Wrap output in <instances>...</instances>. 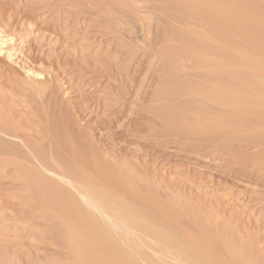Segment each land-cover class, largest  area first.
Masks as SVG:
<instances>
[{
  "label": "rangeland",
  "instance_id": "1",
  "mask_svg": "<svg viewBox=\"0 0 264 264\" xmlns=\"http://www.w3.org/2000/svg\"><path fill=\"white\" fill-rule=\"evenodd\" d=\"M242 1L239 3L246 5V9L248 7L253 14L260 12V15L263 14L261 18L264 19V0ZM86 3L83 6L78 0H0V34L7 37L6 45L13 59H8L7 54L0 56V143L11 144L16 153L10 155L7 153L13 152L0 150V264H66L62 259L65 252L57 238L54 239V231L60 230V226L56 220L55 223L52 221L51 213L29 204L27 197L30 191L26 185L25 168L21 167L25 165L36 173L53 179L60 186L69 188L61 179L43 171L36 160L37 156L45 167L55 172L60 171L58 166L44 161L37 152L39 148L49 154L54 151L51 138L53 131L48 126L52 122L71 128L79 137L82 136L84 139L81 138V141L92 147L102 159L118 166L126 177L136 178L142 190L139 192H143V199L153 197L158 206L153 204L156 214H153L154 210L152 214L158 220L162 219L165 225L168 223L163 220V215L161 217L159 206L167 210L171 203L176 205V214H180L175 221L183 223L182 226L177 223L180 228L185 224V230L191 228L193 232L194 229L195 234L199 232L202 236L204 233H212L202 236L203 240L209 237L208 240L212 244L213 241L221 243V239L222 243H225L224 239L230 238L231 244L237 245H232L234 250L242 249L243 252L237 250L242 259L245 255L249 262L255 258L257 263L254 264H264V169H260L259 173V168L256 167L259 174L257 175L254 165L249 164V169L247 164L248 160L264 158V143L260 144L263 139H253L257 140V143L252 142L249 146H258L251 150L247 143L253 140H242L239 132H234L240 134L238 136L227 132L230 138L225 134L223 139L216 140L219 144L201 143V148L195 142L186 141L182 136L186 119L181 122L183 125L179 122L180 126L177 127V118L182 121L192 114L183 112L182 106L185 107V103L182 104L181 98L176 100V103L175 99L172 102L169 98L171 102L168 99L151 102L149 97L155 89L162 91L159 86L151 84L154 79V62L151 59L156 55L157 49H163L164 46H154L158 42L154 41V44L150 40L158 25H147L153 24L150 21L140 23L138 17L141 13L132 12L131 15H121L118 18L101 8L98 11V6H94V9L91 3H87V7ZM132 15H138V19ZM123 16L127 18L124 19ZM128 19L131 22H128ZM114 21H122L118 23L121 26ZM115 25L119 27L116 28ZM138 27L142 29L139 31ZM251 35L248 33L246 38L242 37L243 40H240V51L244 55L250 52V45L247 46L250 44ZM261 39L260 45L264 46L261 44L264 43L263 37ZM143 45L146 48H143ZM137 48H140L142 53L137 51ZM29 69L43 73V76L36 78L31 73L27 75ZM243 73H240V76L245 77L246 74ZM248 77L247 75L244 80L240 78L242 81H239L243 82L249 79ZM255 78V81L259 79L257 76L252 77ZM44 87L47 89L42 92ZM252 121L256 120L252 119L249 123H253ZM165 124L169 127L173 124V128L179 129L175 132V128L170 127L169 130ZM173 132L176 133L175 136L178 133V138ZM179 138L184 139V143ZM221 140L223 143L220 144ZM237 140L239 143L246 140V146L238 144ZM234 156L236 159L244 157L247 163H244L243 159L233 163ZM237 162H243L244 167ZM234 164L236 165L233 166ZM246 167L248 171L246 169L245 172ZM147 204L145 210L147 208L149 213L152 209L149 210L151 206L148 208ZM184 211L185 214L188 213L186 216ZM180 217L182 222L178 220ZM197 217L202 219L201 222ZM175 222L171 223L175 228H170L181 230L176 227ZM199 222L204 227L200 226ZM169 225L166 227L169 228ZM214 230H217L216 233L222 232L223 238L218 240L221 234L216 235ZM194 233L191 235L190 232V235L193 236ZM147 237L145 236L146 240ZM211 237L216 240H211ZM147 241L153 245L151 238ZM219 243L220 248L225 246ZM228 243L231 246L230 242H227L226 247L229 246ZM230 246L229 249L225 247L228 252L232 251ZM215 247L220 249L217 245ZM223 250L221 251L224 255L221 252L220 254L227 261L229 254ZM146 253L151 257L155 256L153 258H162L159 260L163 261L162 263L167 260L164 264L178 263L171 255L169 258L161 254L156 257L159 255L150 248L146 249Z\"/></svg>",
  "mask_w": 264,
  "mask_h": 264
},
{
  "label": "bare ground",
  "instance_id": "2",
  "mask_svg": "<svg viewBox=\"0 0 264 264\" xmlns=\"http://www.w3.org/2000/svg\"><path fill=\"white\" fill-rule=\"evenodd\" d=\"M81 1L78 0V2H80V4L83 3L84 6L86 2ZM241 1L89 0L87 3H91L92 5H90L93 7L98 6V11L101 8L103 11L105 10L107 13H111L112 16L113 14L118 16V18L121 15H131L132 12L134 14L135 12L141 13V16L138 17L139 19L137 18L139 14L132 16L136 17L140 23L150 21L153 24L148 22L149 24L147 25H158V27H155V32L152 33L153 30L151 31L153 37L150 40H152V43H154V41L158 42V44L155 42L154 44L156 45L153 44L154 46L159 44H163L164 46H162L163 49H157L158 53L156 52V55L151 59L154 62H152L154 79L151 84L156 85V87L159 86L162 91L159 90V88L158 90L154 88V93L157 91L160 92L156 94L150 93L152 95L149 97L150 101L152 100L153 102L155 100L159 101L160 99L163 100L168 98L172 99V102L175 99L174 101L176 102V100L181 98L182 104L185 103L183 104L185 107L182 106L184 109L183 112L187 111V114H192L189 118H183L184 120L181 118L182 121H179L180 119L177 118V124L180 122L179 124H184L185 126L183 127V132L185 131L184 135H181L186 141L195 142L199 145L201 143L211 144V142L216 144L218 143L216 140L223 139L222 137H224L227 132L228 134L239 132L242 135V140L243 138L249 140L258 139L259 141L263 139L260 141V144H262L264 143V46L260 45L259 40L261 37L264 39V19L261 18L263 16L262 13V15H260V12L258 14L254 12V14H257L254 15L253 11L251 12L248 7L247 10L246 5L244 6L242 4L244 3L243 1L239 3ZM87 7H89V5H87ZM107 13L104 12L105 15ZM142 14L145 16H142ZM97 16H99V14ZM123 18L126 19L127 17L125 18L123 16ZM129 20L130 19H128V22ZM122 21L118 23H122ZM128 22L127 24H129ZM116 23H113V25ZM124 23H126V21H124ZM118 25L121 26L120 24ZM133 25L135 24L133 23ZM119 26L115 25L116 28ZM122 26L124 25L122 24ZM140 29L142 28H139V31ZM134 32H136V30H134ZM147 32L150 33V31ZM248 33L252 34L249 38L250 44L247 46L249 47L250 45V48H248L250 52L247 50L249 53H245L246 55H244L240 51L242 47L239 45L242 43V41H240L243 40L242 37L246 38ZM143 36L145 37V35ZM146 36L150 38L147 34ZM139 39L142 38L140 37ZM6 42L7 37L0 34V56L8 55V59L13 60ZM262 42H264V40ZM152 43L148 44L152 45ZM148 44H146V46L150 49ZM261 44L264 45V43ZM144 45L143 48L145 47ZM143 48L141 47V50ZM138 50L141 51L140 48H137V51ZM146 52L148 51L146 50ZM33 70L29 69L27 75L31 73V75L33 74L36 78H41L43 76V73H37V71L34 72ZM240 73L246 74V78L248 75L249 79L240 82L245 78L243 75L240 76ZM227 76H229V78ZM255 76L259 78L257 81H255L256 78L252 79V77ZM46 89L47 87H44L41 91L45 92ZM166 91L171 93H169V95H167V93L165 96L164 93H166ZM182 98L183 100L185 99V102H183ZM169 99L168 101L171 102ZM176 107L178 110L180 109L178 106ZM179 114L181 115V113ZM160 117L159 119L162 120ZM176 117H178V115ZM252 119L256 121H252L253 123L250 124L249 121ZM175 121L173 120V122ZM183 121L186 123H183ZM173 124L174 126L176 125V123ZM173 124L170 127L173 128ZM179 124L176 126H180ZM48 126L53 131L51 132V138L54 144V151L49 154L42 148H39L37 152L40 153L44 161L46 160L50 164L53 163L58 166L60 171L55 172L45 167L39 162L38 157L34 153L33 154L36 156V160L43 171L61 179L64 183L68 184L69 188L60 186L53 179L44 177L25 165H21V167L25 168L26 185L30 191L27 197L29 204L34 208L47 211L49 214L51 213V218H53L52 221L54 222L56 220L60 226V230L54 231V239L57 238L65 252L63 254L65 258L62 255V259L66 261V264H160L163 262L159 261L162 258H153L155 256L151 257L149 253H146L147 248L152 249L156 255H159L156 257H160V254L162 256H168V258L169 255L173 256L176 258L177 264H252L255 258L252 260V258L248 256L252 260V262H249L250 260L247 261V257L245 258L244 255L242 259V256H240L241 254L237 252V250L242 251V249L237 248L236 250L235 248V251L232 245L235 246L236 244H231L232 241L230 238L227 239L224 237L226 244L224 242L222 243L223 240H220V238H223L222 232L216 233L217 230H214L216 235L221 234V236H218L219 239L216 237L221 243H219V241H213V244H215V246L217 245L219 248L221 246H218V243L219 245H225L223 246L224 248H222L228 252L226 248L228 247L229 249L230 245L229 243V246L226 247V245L227 242H230L232 251L228 252L229 259L227 261L225 260L226 258L223 257L224 252L221 251L223 250L222 248H220L221 250L218 248L216 249L212 242H209V237L207 240H205L204 237V240L202 239L205 233L201 236V233L198 232L199 235L196 236L198 233L195 234L194 229L192 232L190 228L191 235L194 233V235L191 236L189 230H185V224L183 226L184 228L182 227L183 229L180 228L183 223L175 222L177 221V216L180 214H176V205H171V203V207L173 206L172 208L175 210L169 207L170 205L167 210L159 206V209L163 213L160 212L161 217L163 215V220L168 223L165 225L162 219L160 221L154 216L156 211L154 210L155 207L153 204L155 206H157V204L152 199L153 197L149 196V198L146 197V199H143V195L141 194L143 192H139L140 186H138L136 178L126 177L118 166L112 164L108 160H104V158L102 159L92 147L83 143L81 141L83 137H79L71 128H66L65 125L58 122H52ZM166 126L169 130L171 129L168 125ZM181 127L180 129L182 130ZM176 128L175 132L179 129ZM234 129L238 131H234ZM175 132H173L174 136L176 134ZM236 133H234L236 136L240 135ZM228 134L226 135L227 137H229ZM177 135L175 136L176 138H178ZM237 138L241 140L240 137ZM179 139L182 140V138ZM238 140V144L242 143V146L245 145L244 142L246 140H244V142L241 141V143H239ZM254 140L251 141V143L247 140V146L253 144L252 142L257 143V140ZM226 141L228 142L229 139ZM226 141L224 142L226 143ZM233 141L232 139V142ZM179 143L181 142L179 141ZM221 143H223V141L220 142V144ZM229 143L227 144L229 145ZM193 145L195 146V144ZM204 146H202V148ZM225 147L224 150H226ZM252 147L250 150L255 148ZM262 147L264 148V146ZM207 149H209V146ZM0 150L4 152H13L7 153L10 155L16 154L11 144L0 143ZM262 157H264V155H262ZM243 158L239 157L236 159L235 157V160L232 162L234 163L237 160L240 162V159ZM246 160L244 161L243 159L244 163ZM250 161L251 163H249ZM244 163L242 162L239 164L243 166ZM247 164L254 165L255 169L251 167L256 170V172L258 168V172L260 169L262 171L264 169V158L261 160H255V158L248 160ZM250 165L248 166L249 169H251ZM248 167L245 168V172L246 169L248 171ZM242 171L244 172L243 169ZM258 172L257 175H259ZM250 174H252L251 171ZM254 174L256 175V173ZM160 202L162 201L160 200ZM147 203H150V205ZM146 204L148 208L151 206L149 209H152L150 211L151 214L150 212L148 213L147 208L145 210V207H147L145 206ZM152 211L155 212L153 213L154 215ZM187 214H185V216ZM181 217L178 219L179 221H181ZM197 218L196 220L200 217ZM200 220L202 219L200 218L198 221ZM173 222L177 225L176 227H179L178 229H181L178 230L180 232L176 231L177 229H171L173 227L175 228V226L171 224ZM177 223L179 225L181 224V226H178ZM169 224H171V226ZM203 224L205 225V223ZM168 225L169 228L166 227ZM205 228L207 229V226ZM208 230H210V228ZM209 234L212 233L208 232V235H205L209 236ZM145 236H148L147 240L151 238V243L153 245H150V243L148 244L150 241H147ZM199 236H201V239ZM214 238L212 239L211 237L210 239L216 240ZM219 250L223 255L220 254ZM246 254L248 255L247 252ZM252 257L254 256L252 255ZM170 259L168 260L170 261ZM166 261L167 260H165L164 263ZM255 262L257 263L256 259L253 264Z\"/></svg>",
  "mask_w": 264,
  "mask_h": 264
}]
</instances>
